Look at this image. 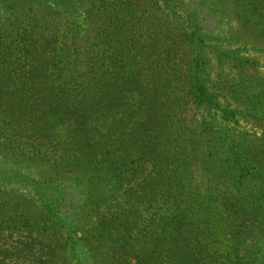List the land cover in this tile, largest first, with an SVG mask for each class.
<instances>
[{"label": "trees", "instance_id": "trees-1", "mask_svg": "<svg viewBox=\"0 0 264 264\" xmlns=\"http://www.w3.org/2000/svg\"><path fill=\"white\" fill-rule=\"evenodd\" d=\"M16 1L21 25L0 9V134L20 156L19 138L34 137L57 177L11 172L0 146V191L17 177L33 194L0 195V264H264V81L250 73L258 59L204 23L219 0H97L98 59L83 80L57 61L81 55L95 28L80 0ZM221 1L228 34L239 21L264 51V0ZM217 65L241 76L235 104L216 90ZM201 141L228 146L213 162L228 183L200 201L181 152Z\"/></svg>", "mask_w": 264, "mask_h": 264}, {"label": "rangeland", "instance_id": "rangeland-1", "mask_svg": "<svg viewBox=\"0 0 264 264\" xmlns=\"http://www.w3.org/2000/svg\"><path fill=\"white\" fill-rule=\"evenodd\" d=\"M196 0H191V2H195ZM2 5L0 4V9L2 16L4 18H10V21H14L17 25H21L20 22L22 21L21 16V6L23 2H19L15 4L16 0H3L0 1ZM10 3H14V9L15 13L11 14L10 10L4 9L3 6L9 5ZM80 3L85 8L84 12V18L81 22L83 23V26L86 25V22H93L96 21V17L94 14V10L98 7V1L97 0H80ZM104 2H102L103 4ZM97 6V7H96ZM199 6V4H198ZM218 10L215 15H210V13H207L206 10H203V19L204 23L212 29L217 28V33L215 36H217V41L220 42L222 45H228V43H232V46L242 48V54L243 56H252L256 59H258V65L257 68L250 71V73L256 74V76L263 78L262 81H264V51L260 49L261 44H259V41L256 39H252L251 36L244 30L240 29L241 23L236 22L237 24L233 29H235L234 32H231L228 34V3L226 1H218ZM48 20L52 22H65L66 18L56 15V14H45L44 16ZM33 15L30 14V17L28 21L33 20ZM1 19V23L5 19ZM20 20V22H19ZM9 21V22H10ZM78 21V20H76ZM157 22H160V18L157 19ZM94 24V22H93ZM94 30L90 31V33L83 37L80 40L81 44V50L82 54L79 55L76 52L71 51H61L57 56L58 61V68H59V74H63V76L68 75L73 72V70L78 69L79 77L78 79L83 80L89 76H92L94 74V64L97 62L98 59V47L94 46V42L99 38V27L94 24ZM8 41H10V37L7 34ZM15 44H18L19 38L15 34L14 35V41ZM247 42L252 43L254 46H258L259 48L256 49H250L248 51V45ZM19 48L15 50L18 54ZM239 49H237L238 51ZM65 61L62 63L61 60ZM245 80L248 79L247 76H243ZM55 78V77H53ZM212 78L214 79L215 85L217 86L216 90L218 89L221 95V99L225 101L226 103L235 104L238 102V96L233 91L237 89L238 83L241 80V76H239L236 71L229 70L227 66L224 65H217L215 68L213 66L212 69ZM53 80V79H51ZM242 84V83H241ZM241 88V85H240ZM191 114V112H189ZM191 119V118H190ZM246 129L249 131V133H253L255 130L258 135L262 133V128L258 126H254L252 124H246ZM251 129V130H250ZM253 129V130H252ZM202 131L200 129L198 132ZM228 131L229 134H234V129L231 130L230 126L228 127V130L223 131L225 133ZM22 135V134H21ZM224 135V134H223ZM5 136V137H4ZM198 137L201 138V133L198 134ZM23 141H27L23 145L25 148L26 154L23 156H20V151H18V147L15 148L14 151H9L6 146H12L11 142L8 139V133L0 134V146H5L4 150L7 154L8 161L15 163L16 165H13V170L11 172H15L16 170H19L21 172L26 171V173H30V176L32 178H35L37 180L44 181L45 179L50 180L52 177H57L55 175V167L50 162L49 158L42 159L36 155L35 151L32 150V146L34 144V137L28 138L24 137L23 135L19 138ZM202 140V138L200 139ZM18 145V144H17ZM184 147V146H182ZM193 149L187 148V151H182L181 153H189L193 156L194 163L191 165L192 169V186L196 187L197 190L195 194L197 195V199L200 201L204 199L205 196L213 195V194H219L222 190V180H225V182L228 183V177H222L220 178L221 171H217L216 167H214V160L215 157H223L227 156L226 153H223L226 149H228V146H206L203 141L200 142L199 146H189ZM17 151V155H13ZM19 156V157H18ZM67 184V182H66ZM73 184L74 183H68ZM76 188H79L75 186ZM5 190V193H8L10 195H22L24 197H31L32 190L29 191L28 187L24 184H22L21 179L15 178L13 181L10 182L9 185L3 187ZM4 192L0 191V195H4ZM23 205H26V203H23Z\"/></svg>", "mask_w": 264, "mask_h": 264}]
</instances>
